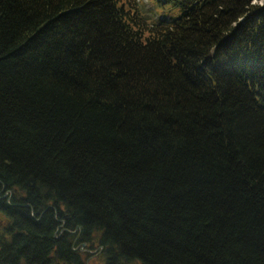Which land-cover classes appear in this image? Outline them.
Segmentation results:
<instances>
[{
  "label": "trees",
  "instance_id": "obj_1",
  "mask_svg": "<svg viewBox=\"0 0 264 264\" xmlns=\"http://www.w3.org/2000/svg\"><path fill=\"white\" fill-rule=\"evenodd\" d=\"M169 1L0 0V264H264V0Z\"/></svg>",
  "mask_w": 264,
  "mask_h": 264
},
{
  "label": "rangeland",
  "instance_id": "obj_2",
  "mask_svg": "<svg viewBox=\"0 0 264 264\" xmlns=\"http://www.w3.org/2000/svg\"><path fill=\"white\" fill-rule=\"evenodd\" d=\"M128 7L127 0H122ZM136 11L141 14L148 22H155L161 16L160 13H164L168 16L178 15V5H175L172 1L162 4L159 7L161 0H132ZM164 21H166L163 18ZM82 253L86 264H103L100 257L101 251L97 247H88L85 244L79 248ZM135 264V263H134Z\"/></svg>",
  "mask_w": 264,
  "mask_h": 264
},
{
  "label": "water",
  "instance_id": "obj_3",
  "mask_svg": "<svg viewBox=\"0 0 264 264\" xmlns=\"http://www.w3.org/2000/svg\"><path fill=\"white\" fill-rule=\"evenodd\" d=\"M83 245H84V243H83Z\"/></svg>",
  "mask_w": 264,
  "mask_h": 264
}]
</instances>
